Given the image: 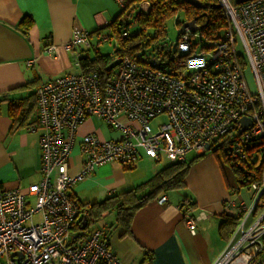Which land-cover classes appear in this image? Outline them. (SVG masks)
Listing matches in <instances>:
<instances>
[{
  "label": "built area",
  "instance_id": "2783aa9c",
  "mask_svg": "<svg viewBox=\"0 0 264 264\" xmlns=\"http://www.w3.org/2000/svg\"><path fill=\"white\" fill-rule=\"evenodd\" d=\"M129 9L134 0H114ZM227 24L213 47L197 52L196 33H180L175 61L139 62L129 57L103 83L96 72L65 74L36 90L42 180L30 188L29 205L19 191L0 186V264H122L105 241L100 225H88L78 237L73 228L86 213L71 194L75 185L104 165L132 168L144 152L160 162L187 163L231 136L232 155L261 161L264 154V0L236 5L217 0ZM123 33L122 37H127ZM90 34L76 29L67 52L89 48ZM108 41L107 37L102 38ZM239 46L243 53L239 52ZM54 45L46 48L48 53ZM78 58V63L79 59ZM248 77L251 78L252 86ZM164 117L155 130L151 123ZM96 118L118 136L81 137L79 171L70 173L77 130ZM250 120L248 129L242 119ZM260 145L263 147H260ZM250 196L228 202L237 229L214 264H264V168L261 180L238 190ZM162 197L160 203H165ZM262 210V211H260ZM41 214L35 224L33 217ZM184 221L192 236L196 219L187 209Z\"/></svg>",
  "mask_w": 264,
  "mask_h": 264
},
{
  "label": "crops",
  "instance_id": "0c3cea01",
  "mask_svg": "<svg viewBox=\"0 0 264 264\" xmlns=\"http://www.w3.org/2000/svg\"><path fill=\"white\" fill-rule=\"evenodd\" d=\"M142 5L150 6L146 1ZM120 13L114 0H0V94L6 93L8 99L21 103V110L30 104L35 106L34 100H22L35 95L44 82L81 73L78 56L91 58L88 52L93 49L103 54L91 39L94 34L100 35L111 28ZM24 17L33 20L27 35L20 26ZM76 29L90 34L91 47L67 52L64 45L71 41ZM50 45L56 47L53 53L46 51ZM8 109L7 102H0V186L7 191H19L32 206L35 197L30 188L42 180V130L33 129L38 122L37 107L29 116L28 125L15 130ZM94 119L85 121L77 130L71 174L81 167L78 147L81 137L97 135L88 126ZM117 136L113 133L112 138ZM145 159L150 162L145 163ZM151 161L141 152L130 169L118 164L101 166L75 185L71 194L80 205L103 202L115 193L150 181L162 169ZM162 197H167L165 203H160ZM249 200L247 193L246 196L235 194L218 161L204 155L190 166L186 188L161 193L135 214L130 235L122 236L123 230L117 226L114 214L112 220L107 221L105 216L98 223L105 231V241L122 264H214L230 244L219 231L226 215H236L228 208V202L249 203ZM187 209L196 219L195 236L184 221ZM78 236L73 231V237Z\"/></svg>",
  "mask_w": 264,
  "mask_h": 264
},
{
  "label": "trees",
  "instance_id": "16d2710c",
  "mask_svg": "<svg viewBox=\"0 0 264 264\" xmlns=\"http://www.w3.org/2000/svg\"><path fill=\"white\" fill-rule=\"evenodd\" d=\"M145 1L150 4L148 12L145 13L139 10L134 15V21L139 27V31L136 34L129 32L130 23H125L121 18L128 9H121L120 15L111 23V29H113V32L119 39L118 46L115 48L113 55H103L96 50L93 58L81 57L79 63L82 72H96L99 74L102 82L105 83L110 77V73L106 69L115 59L129 57L139 62H144L137 54L143 48L165 39L167 36L166 22L181 10L185 12L186 21H195L197 26L202 27L200 32L210 41H215L217 38H220L219 32L224 31L225 33L228 26L224 11L222 8H217L218 4L216 0H200L205 6V9H197L182 0H134L132 3H137V6L136 8L133 7L131 12H134ZM230 1L239 5L241 4L240 2H248L249 0ZM20 26L23 29V33L27 35L33 26V20L29 17H24L21 20ZM123 33H127V37H122ZM159 53L162 54V51H159ZM175 60L176 58L174 57L171 61ZM7 95L6 93L0 94V102L8 103V114L13 118L14 130L27 126L29 116L33 112V109L37 107L35 95H32L27 100H22L23 102L34 100L35 106L34 104H30L27 109L22 110L20 108L23 105L15 100L11 101ZM220 141L223 142L215 150L222 152L224 160L232 169L236 184L229 181L227 175L225 176L229 188L235 194H238L239 189H243L261 180V173L264 168V154L261 161L253 160L251 156L248 159H238L233 157L229 147L231 144V136H226L217 141V143ZM260 147H263V145H260ZM203 157L204 155L197 156L187 163H169L150 181L136 188L115 193L100 203L81 205L82 211L86 214L76 223L73 231L79 233V235L84 232L82 230L84 218L88 220V225H92L99 222L105 216L114 214L117 226L123 230L122 236L130 235L135 214L149 202L156 199L161 193L186 188V177L189 173L190 166ZM237 224L238 221L233 216L226 215L224 217L219 231L225 241L232 239L237 229Z\"/></svg>",
  "mask_w": 264,
  "mask_h": 264
},
{
  "label": "rangeland",
  "instance_id": "374dc122",
  "mask_svg": "<svg viewBox=\"0 0 264 264\" xmlns=\"http://www.w3.org/2000/svg\"><path fill=\"white\" fill-rule=\"evenodd\" d=\"M116 6L119 9H122L118 4H116ZM136 6H137V3H132L129 9L126 11V13H124L121 17L125 21V23L127 22L130 23L129 32L131 34H136L139 31V27L134 21V15H136V13L139 10L145 13H147L149 10L148 7L142 5L141 3L140 6L134 12H131L132 8L133 7L136 8ZM185 22H187L186 17H185V12L181 10L177 13V15H175L174 17H172L166 22V30H167L166 38L161 41H158L157 43L152 44L151 46L143 48L142 50H140L137 56L146 62H158L161 64H167L169 60H172L175 57L174 50L176 48V43L178 42L179 37H180L181 26ZM219 34L220 36H223L224 31H220ZM93 36L94 37H92L91 42L95 45L97 43L96 47L99 48L104 55H113L115 48L118 46V42H119L117 35L113 32V29L111 28L105 29L101 32L100 35L94 34ZM103 37H107L109 40L108 41L101 40ZM213 42H214L213 40L211 41L208 40L200 31L196 32V36L193 38V43L197 45V48H196L197 52H201L202 50L205 49V47L206 48L213 47ZM238 49L240 53H243V50L242 48H240V46ZM159 51H162V54H160ZM94 53H95L94 49L88 52L91 58L94 57ZM248 80H249L250 85L252 86L251 78L248 77ZM165 121L166 119L164 117H161L157 119L156 121L152 122L151 126L155 130L156 126L159 123H163ZM88 126L92 130H95L98 136H101L104 139H110L113 137V131L107 126V124H105L104 122L100 120L94 119L92 122L88 123ZM222 142L223 141L214 143L212 145V148L206 151L205 157L213 156L214 159L218 161V164L222 167L224 171V175H227L228 180L236 184V180L234 178L232 169L230 165L224 160L222 156V152L215 150ZM192 157H194V154H191L189 156V159H191ZM147 161L149 160L148 159L144 160L145 163ZM152 163L153 165H155V167L164 168L165 166L169 164V161L163 158L161 162H156L155 160H153ZM243 195L246 196V191L243 192ZM107 217H108L107 221H109V220H112L114 216L113 214H109L107 215ZM33 221L35 224L40 223L42 221L41 214L34 215ZM99 222H101V220ZM94 225L97 226L99 225V223L96 222Z\"/></svg>",
  "mask_w": 264,
  "mask_h": 264
},
{
  "label": "water",
  "instance_id": "95a60500",
  "mask_svg": "<svg viewBox=\"0 0 264 264\" xmlns=\"http://www.w3.org/2000/svg\"><path fill=\"white\" fill-rule=\"evenodd\" d=\"M186 4L193 6L197 9H205V6L200 2V0H182ZM250 1V0H249ZM241 4L246 3L244 1L240 2ZM217 8H220L219 5H217ZM188 28L192 33H196L202 29V27H199L196 25L195 21H188L182 24L181 26V33L185 32V29ZM122 62V59H115L106 69V71L109 73L111 72L115 67H117ZM243 128L241 132L248 129V125L250 123V120L247 118L242 119ZM206 149L209 150V145L206 146ZM88 227V220L84 218L83 224H82V230H85Z\"/></svg>",
  "mask_w": 264,
  "mask_h": 264
}]
</instances>
